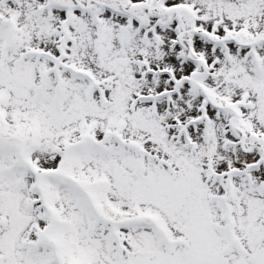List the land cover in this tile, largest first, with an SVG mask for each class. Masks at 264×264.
Masks as SVG:
<instances>
[{
  "label": "snow or ice",
  "instance_id": "snow-or-ice-1",
  "mask_svg": "<svg viewBox=\"0 0 264 264\" xmlns=\"http://www.w3.org/2000/svg\"><path fill=\"white\" fill-rule=\"evenodd\" d=\"M0 264H264V0H0Z\"/></svg>",
  "mask_w": 264,
  "mask_h": 264
}]
</instances>
